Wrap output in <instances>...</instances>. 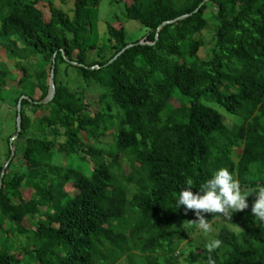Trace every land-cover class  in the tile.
<instances>
[{
    "label": "trees",
    "instance_id": "1",
    "mask_svg": "<svg viewBox=\"0 0 264 264\" xmlns=\"http://www.w3.org/2000/svg\"><path fill=\"white\" fill-rule=\"evenodd\" d=\"M121 1L0 0V264H264V0Z\"/></svg>",
    "mask_w": 264,
    "mask_h": 264
},
{
    "label": "rangeland",
    "instance_id": "2",
    "mask_svg": "<svg viewBox=\"0 0 264 264\" xmlns=\"http://www.w3.org/2000/svg\"><path fill=\"white\" fill-rule=\"evenodd\" d=\"M73 1L74 0H53V3H54V6L55 7H61L63 9V11H67L68 13H70L71 11V7L73 5ZM125 3H130L131 0H123L121 1L122 4ZM36 7L42 12L43 14V19L44 21H48L49 20V17H50V11H49V7H48V4L47 2H38L36 4ZM121 7L118 5V4H114V3H110L109 0H101L100 2V5H99V23L102 24V22L104 20H110L114 26L118 27L120 25H124L126 29L129 30V32L135 30L137 28L136 24L134 23V21H131V20H123V18L121 17ZM115 16H119L121 17L122 19V22L120 20H118L117 18H115ZM104 27H103V24L100 26L99 30H103ZM212 26L208 25L207 26V29L204 30L203 32V40L205 42V46L202 47L199 52H198V55L200 58H206L208 57V55L210 54V46H211V43H210V37H211V34H212ZM134 39V38H132ZM5 61L7 67L9 69H11L15 75V79L14 80H9L8 81V84L11 86H15L16 83H17V80H18V77L20 76L21 72L18 71L17 69H15V67L13 66V63L12 61H9L5 58V54H4V50L0 48V61ZM31 71L30 67H29V72ZM62 72H63V69L61 68V71H60V77L62 75ZM72 81L73 78H75V72L74 71H70L69 70V73H68V76H65V79H67ZM48 84H49V78H48ZM71 86L73 88H75V84L74 83H71ZM97 91L96 89L92 90V91H88L86 90L87 93L90 94H97ZM39 95V92H36V96L37 97ZM91 107L93 109L96 110V107H97V104H94V100H92L91 102ZM170 103L173 105V106H177L178 105V101L176 99H171L170 100ZM13 110V109H12ZM10 110L7 111L6 109H4V106L1 104V107H0V164H5L9 162V160L7 159V156H6V148H7V144H6V139L8 138V136L14 131L13 127H12V124H9V121H12L13 117H14V114H13V111ZM37 114L36 115H40L42 112L40 111H37L36 112ZM15 137V136H13ZM112 141V137L110 135L109 132L106 133L105 136L101 137L100 138V143L103 145V144H106V143H109ZM18 163V162H17ZM16 163V164H17ZM67 188L70 187V185L68 184L66 186ZM235 190L237 191L238 188L237 186H235ZM73 191V190H72ZM71 191V192H72ZM30 192L28 190H22V197L27 199L28 196H29ZM23 225L26 226V227H29L30 226V221L28 219H24L22 221ZM194 234H197L196 232ZM0 236H1V233H0ZM193 237V236H191ZM190 237V238H191ZM21 239V238H20ZM17 241V240H16ZM21 240H19V242L17 243H13V245L16 246V250L20 248V244H21Z\"/></svg>",
    "mask_w": 264,
    "mask_h": 264
},
{
    "label": "water",
    "instance_id": "3",
    "mask_svg": "<svg viewBox=\"0 0 264 264\" xmlns=\"http://www.w3.org/2000/svg\"><path fill=\"white\" fill-rule=\"evenodd\" d=\"M49 92H48V95H47V97L44 99V101L43 102H46L47 100H49L50 99V96H51V94H52V92L54 91V83H53V67H52V69L50 70V73H49ZM18 107V109H19V106H17ZM19 124H20V115L18 114L17 115V117H16V133H15V136H17L18 135V133H19V129H20V126H19ZM13 139V137L10 139V142H11V140ZM12 155V153H10V156ZM7 165V163H5L4 164V167ZM3 172L4 171H2L1 172V174H0V182H1V178H2V176H3Z\"/></svg>",
    "mask_w": 264,
    "mask_h": 264
}]
</instances>
